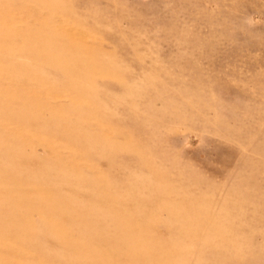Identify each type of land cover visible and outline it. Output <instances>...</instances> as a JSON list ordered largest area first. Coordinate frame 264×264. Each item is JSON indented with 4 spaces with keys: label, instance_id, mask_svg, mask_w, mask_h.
I'll list each match as a JSON object with an SVG mask.
<instances>
[{
    "label": "rangeland",
    "instance_id": "374dc122",
    "mask_svg": "<svg viewBox=\"0 0 264 264\" xmlns=\"http://www.w3.org/2000/svg\"><path fill=\"white\" fill-rule=\"evenodd\" d=\"M0 264H264V0H0Z\"/></svg>",
    "mask_w": 264,
    "mask_h": 264
}]
</instances>
